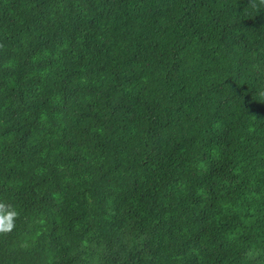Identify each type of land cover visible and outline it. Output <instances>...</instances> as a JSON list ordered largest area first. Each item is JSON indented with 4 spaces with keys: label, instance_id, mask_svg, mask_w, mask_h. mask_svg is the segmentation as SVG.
<instances>
[{
    "label": "trees",
    "instance_id": "trees-1",
    "mask_svg": "<svg viewBox=\"0 0 264 264\" xmlns=\"http://www.w3.org/2000/svg\"><path fill=\"white\" fill-rule=\"evenodd\" d=\"M260 0H0V264H264Z\"/></svg>",
    "mask_w": 264,
    "mask_h": 264
},
{
    "label": "clouds",
    "instance_id": "clouds-1",
    "mask_svg": "<svg viewBox=\"0 0 264 264\" xmlns=\"http://www.w3.org/2000/svg\"><path fill=\"white\" fill-rule=\"evenodd\" d=\"M260 3L264 4V0H260ZM258 98L264 100V92H260ZM18 217L19 212L15 206L0 201V235L10 234L16 228Z\"/></svg>",
    "mask_w": 264,
    "mask_h": 264
}]
</instances>
